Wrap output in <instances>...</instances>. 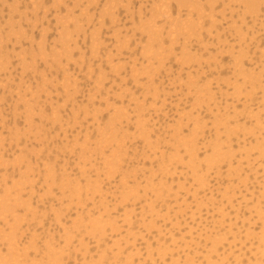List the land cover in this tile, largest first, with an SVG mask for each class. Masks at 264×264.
<instances>
[{
	"label": "rangeland",
	"instance_id": "rangeland-1",
	"mask_svg": "<svg viewBox=\"0 0 264 264\" xmlns=\"http://www.w3.org/2000/svg\"><path fill=\"white\" fill-rule=\"evenodd\" d=\"M0 201L35 264H264V0H0Z\"/></svg>",
	"mask_w": 264,
	"mask_h": 264
},
{
	"label": "bare ground",
	"instance_id": "bare-ground-1",
	"mask_svg": "<svg viewBox=\"0 0 264 264\" xmlns=\"http://www.w3.org/2000/svg\"><path fill=\"white\" fill-rule=\"evenodd\" d=\"M238 67H239L240 70L243 69L242 67L239 66V64H237L235 66V68H238ZM67 86H69L67 88V90L69 88H72L73 87L71 85H67ZM42 110L43 109L41 108V111ZM51 117H52L53 121H55V122L58 121V118L55 115L52 114ZM137 124H138V129H139L137 131H140V134H141L140 137H142L144 139L146 145L149 148H152L155 144H158V141H156L155 144L150 141L149 133H147V129H146V124L141 119L137 121ZM117 148H118V150H116V151H114L112 153V158H111L112 161H108V160H105L104 161V164H105L104 165V168L106 170V171H103L104 175H110V176H112V173L113 172H116V170L113 168L112 164H113V162H119L120 161V158H121V153H119L121 148H120L119 145H117ZM194 170H195V172H193L194 173L193 174V177L195 178V182L197 183V180H196V177H195V176H197V169H196V167L194 168ZM31 194H30V196H31ZM193 197H195V201H197L196 202V205H197V208L198 209H199V207L201 205L203 206V205L208 204V202H206V201H200V199L198 198L197 194H194ZM30 200H31V197H30ZM227 200L229 201V199H227ZM212 201L216 202L214 199H212L211 201H209V204L211 203V204L215 205L214 202H212ZM0 204H2L1 201H0ZM148 206H151V205H148ZM5 207H7L6 204H2V208H5ZM260 212H262L261 209H260ZM107 218L109 220V217L108 216H107ZM105 226H108L111 230H114L115 229L114 226L109 223V221H107L105 223ZM171 239H173V238H171ZM173 242H174V240H173ZM3 243H5V242H3ZM118 243L119 242H117V244ZM11 244L12 243L8 244V246L5 247L6 250H7V254H3V256H2V248H0V252H1L0 253V256H1V258H0V264H28V262L25 263V260H29L30 261L29 264H35L36 263L35 260H32L30 254L28 253L30 251H33L35 255L40 254V251L37 250L36 244H35V242L33 240H31L29 242V244L26 245V249L25 250L23 249L22 251H21V249L14 248L13 247L14 245H11ZM20 251H21V254L25 257L24 259L23 258H19L20 257V255H19V252ZM188 255L191 256L189 258H193L192 255H190V254H188ZM42 256H43L42 258H47V261L41 262L39 264H58L57 258H52L53 256L47 255V253H42ZM192 264H195V263H192Z\"/></svg>",
	"mask_w": 264,
	"mask_h": 264
}]
</instances>
